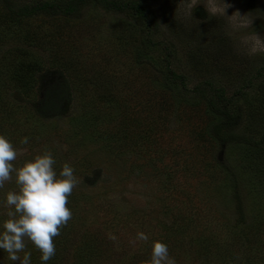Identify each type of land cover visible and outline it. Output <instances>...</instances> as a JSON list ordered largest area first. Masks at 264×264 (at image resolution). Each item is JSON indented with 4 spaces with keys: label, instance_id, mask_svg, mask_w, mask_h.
Returning <instances> with one entry per match:
<instances>
[{
    "label": "rangeland",
    "instance_id": "374dc122",
    "mask_svg": "<svg viewBox=\"0 0 264 264\" xmlns=\"http://www.w3.org/2000/svg\"><path fill=\"white\" fill-rule=\"evenodd\" d=\"M142 1L157 27L98 1L78 16L26 19L0 2V135L17 151L12 163L48 150L56 171L67 163L77 179L53 243L73 240L47 264H149L153 241L175 264H264V150L248 157L246 144H216L219 116L208 107L224 89L241 114L236 132L262 137L264 0ZM166 56L187 93L167 85ZM200 84L207 98L193 91ZM14 190L13 174L0 189V221ZM0 264H12L2 251Z\"/></svg>",
    "mask_w": 264,
    "mask_h": 264
},
{
    "label": "clouds",
    "instance_id": "9594fccd",
    "mask_svg": "<svg viewBox=\"0 0 264 264\" xmlns=\"http://www.w3.org/2000/svg\"><path fill=\"white\" fill-rule=\"evenodd\" d=\"M20 143L27 144L28 138L23 137ZM16 156L11 141L0 135V189L13 174L17 186V190L5 193L4 206L8 211L7 218L0 221V251L7 253L12 264H31V253L24 251L27 240L40 252L41 264H47L55 255L53 238L71 219L72 212L66 205L77 179L67 163L57 172L56 161L48 150L19 167L12 163ZM137 239L146 241L148 236L140 232ZM21 252L22 258L18 255ZM149 264H175L165 243L153 241Z\"/></svg>",
    "mask_w": 264,
    "mask_h": 264
},
{
    "label": "trees",
    "instance_id": "16d2710c",
    "mask_svg": "<svg viewBox=\"0 0 264 264\" xmlns=\"http://www.w3.org/2000/svg\"><path fill=\"white\" fill-rule=\"evenodd\" d=\"M91 1H98L102 6H104L107 9H113L117 12H125L130 11L133 14L139 16L141 19L145 21L149 29H152L153 27H157L158 25V19L156 14L149 8L148 4H146L142 0H34L33 2L28 3H18V0H0L1 3L5 6L7 10H10V12L13 14V17L16 16L17 18H32L37 16H48V15H55L59 14L60 16H66V17H74L78 16L82 10V8L89 4ZM166 63V77L167 79V85L174 89L176 88L180 93H187L188 92V83H187V77L181 73H178L172 66L171 61L169 60V57L166 56L165 58ZM207 86L210 87V90L214 88L213 84L211 82L207 83ZM110 89H107L109 91ZM209 90V91H210ZM194 92L200 95V98L206 97V91L203 88V85H196L193 89ZM207 98V97H206ZM230 105H233V99L228 98L225 94L224 89H216L214 95L209 98V109L215 114L219 116L218 120L215 121L212 126L211 130L209 132V135L213 141H215L216 144L224 145V144H231V143H242L246 144L247 146L251 147L248 150V157L254 156L256 151L252 148L259 147L260 153L264 150V133L260 139H254L250 138L246 134L240 135L236 132L237 128L240 126V119L241 114L238 113L236 110L232 109ZM122 107V104L120 105ZM92 117L95 118L96 114H92ZM125 118L122 117V121H124ZM127 119V118H126ZM125 119V120H126ZM119 134H122V127L118 128ZM257 157V156H256ZM255 157V159H256ZM235 174V173H234ZM229 175L228 177L231 178L230 173H227ZM233 180L237 181L236 177L233 178ZM237 183L234 185L235 189H238ZM239 194L236 192L234 193V198H238ZM238 212L240 214V218L237 220V226L239 227L241 234V231L243 232V226L241 224L248 223L244 218V211L241 208V202H237ZM251 223V222H250ZM249 223V224H250ZM252 227H256L254 224ZM68 239V240H67ZM67 239L64 240V242L57 243V246L55 248V253L64 254V245L68 243L69 241H72V237L67 236ZM234 240H236L234 238ZM249 240V238H248ZM217 243V242H216ZM215 244V243H214ZM217 245L220 247V249L224 248V245L221 243H217ZM83 247V245L80 246V248ZM91 250V246L88 248ZM231 253L230 260L233 261L232 252L230 251V247L226 248ZM204 250H208V248H205ZM225 250V248L223 249ZM225 250V251H227ZM96 251V250H95ZM80 252L73 253L72 257L77 255ZM228 253V252H227ZM90 253H85V256H89V260H94L95 263H97L99 260L98 258L90 257ZM229 254V253H228ZM65 255V254H64ZM66 256V255H65ZM66 258V257H65ZM57 260V257H55L54 261ZM229 263V262H228ZM231 263V262H230Z\"/></svg>",
    "mask_w": 264,
    "mask_h": 264
}]
</instances>
